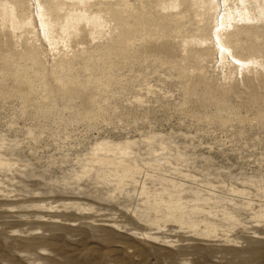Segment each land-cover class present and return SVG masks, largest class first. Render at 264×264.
Masks as SVG:
<instances>
[{"label":"rangeland","instance_id":"374dc122","mask_svg":"<svg viewBox=\"0 0 264 264\" xmlns=\"http://www.w3.org/2000/svg\"><path fill=\"white\" fill-rule=\"evenodd\" d=\"M0 264H264V0H0Z\"/></svg>","mask_w":264,"mask_h":264}]
</instances>
